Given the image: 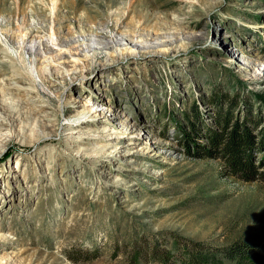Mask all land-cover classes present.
I'll return each instance as SVG.
<instances>
[{
  "label": "rangeland",
  "instance_id": "374dc122",
  "mask_svg": "<svg viewBox=\"0 0 264 264\" xmlns=\"http://www.w3.org/2000/svg\"><path fill=\"white\" fill-rule=\"evenodd\" d=\"M233 132L262 173L264 0H0V264H264Z\"/></svg>",
  "mask_w": 264,
  "mask_h": 264
},
{
  "label": "trees",
  "instance_id": "16d2710c",
  "mask_svg": "<svg viewBox=\"0 0 264 264\" xmlns=\"http://www.w3.org/2000/svg\"><path fill=\"white\" fill-rule=\"evenodd\" d=\"M250 142L246 137L240 136L236 133H230L227 137L224 153L228 160L230 171L232 175L241 181L251 182L257 179L264 181V171L258 173L256 168L252 165V162L246 156L245 152ZM252 252L248 247L241 249V254H247ZM195 261L194 256L188 257V262L191 264Z\"/></svg>",
  "mask_w": 264,
  "mask_h": 264
},
{
  "label": "bare ground",
  "instance_id": "6f19581e",
  "mask_svg": "<svg viewBox=\"0 0 264 264\" xmlns=\"http://www.w3.org/2000/svg\"><path fill=\"white\" fill-rule=\"evenodd\" d=\"M86 17V16H85ZM64 19H66L67 20V18H64ZM88 19V18H87ZM89 20V19H88ZM100 26V25H99ZM98 29V28H97ZM101 29V28H100ZM57 38V37H56ZM52 42H53V44L55 43L53 40H52ZM45 74H49V70L48 69H45ZM131 145V142H126V147H125V149H124V151H123V155H127V154H129L130 152H129V149H128V147ZM122 147H124V146H122ZM122 147L120 148L119 146H117L116 147V149L118 148V151L120 150V149H122Z\"/></svg>",
  "mask_w": 264,
  "mask_h": 264
}]
</instances>
